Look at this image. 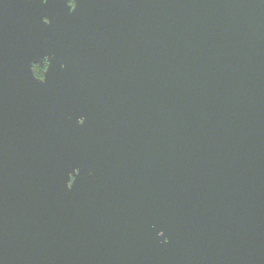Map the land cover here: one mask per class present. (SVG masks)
<instances>
[{"label":"water","instance_id":"water-1","mask_svg":"<svg viewBox=\"0 0 264 264\" xmlns=\"http://www.w3.org/2000/svg\"><path fill=\"white\" fill-rule=\"evenodd\" d=\"M0 264H264V0H0Z\"/></svg>","mask_w":264,"mask_h":264},{"label":"snow or ice","instance_id":"snow-or-ice-1","mask_svg":"<svg viewBox=\"0 0 264 264\" xmlns=\"http://www.w3.org/2000/svg\"><path fill=\"white\" fill-rule=\"evenodd\" d=\"M41 2L43 4H48L49 0H41ZM68 7L74 10L76 8V0H68ZM43 22H44V24H50L51 23V21L49 20L48 17H45ZM41 79H43V78H41ZM80 123H81V125H83L85 123V120H82ZM74 179H75V177H73V180Z\"/></svg>","mask_w":264,"mask_h":264},{"label":"flooded vegetation","instance_id":"flooded-vegetation-1","mask_svg":"<svg viewBox=\"0 0 264 264\" xmlns=\"http://www.w3.org/2000/svg\"><path fill=\"white\" fill-rule=\"evenodd\" d=\"M34 67L35 68L38 67V69H39L37 74L34 72L35 76L38 77V78H42V68L39 65H34L33 66V71H34ZM45 67H46V62H44V65H43V68H45Z\"/></svg>","mask_w":264,"mask_h":264},{"label":"trees","instance_id":"trees-1","mask_svg":"<svg viewBox=\"0 0 264 264\" xmlns=\"http://www.w3.org/2000/svg\"><path fill=\"white\" fill-rule=\"evenodd\" d=\"M36 69H37V71L34 70V72L37 74L39 69H38V67H36Z\"/></svg>","mask_w":264,"mask_h":264},{"label":"rangeland","instance_id":"rangeland-1","mask_svg":"<svg viewBox=\"0 0 264 264\" xmlns=\"http://www.w3.org/2000/svg\"><path fill=\"white\" fill-rule=\"evenodd\" d=\"M34 70H36L37 71V69L34 67Z\"/></svg>","mask_w":264,"mask_h":264}]
</instances>
